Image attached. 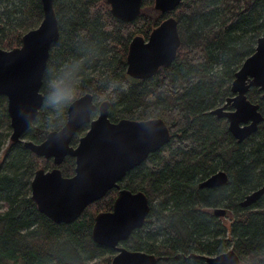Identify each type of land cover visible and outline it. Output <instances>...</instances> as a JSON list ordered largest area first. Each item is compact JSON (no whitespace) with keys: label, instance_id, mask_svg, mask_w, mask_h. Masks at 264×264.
<instances>
[{"label":"trees","instance_id":"16d2710c","mask_svg":"<svg viewBox=\"0 0 264 264\" xmlns=\"http://www.w3.org/2000/svg\"><path fill=\"white\" fill-rule=\"evenodd\" d=\"M152 3L142 0L136 19L123 22L111 15L106 0H53L59 34L40 93L49 67L87 57L80 96L92 95L90 89L102 93L98 102L92 96V118L107 103L111 122L160 118L168 128L164 147L118 183L143 192L150 208L123 247L152 254L157 264H206L203 256L230 249L240 264H264V192L253 205L240 206L247 194L264 187V97L257 87L246 93L263 121L240 143L227 121L210 113L232 96L235 72L264 36V0H182L170 13L181 39L176 58L151 78L136 80L126 74L129 43L135 36L147 38L168 16ZM42 19L41 0H0V48L19 47ZM162 96L171 102H160ZM47 116L42 104L23 140L41 143L66 121L65 116L50 127ZM87 130L82 126L71 145ZM10 131L6 98L0 96V156ZM53 168L71 177L75 160L67 156L55 166L22 142H10L0 158V264H111L115 252L93 241L92 227L97 214L112 210L118 191L109 190L73 222L55 223L38 211L30 189L37 170ZM218 171L227 175L223 185L199 187ZM214 208H223L224 218L214 216Z\"/></svg>","mask_w":264,"mask_h":264},{"label":"water","instance_id":"95a60500","mask_svg":"<svg viewBox=\"0 0 264 264\" xmlns=\"http://www.w3.org/2000/svg\"><path fill=\"white\" fill-rule=\"evenodd\" d=\"M182 0H154L161 14L173 12ZM111 15L117 20L131 22L139 15L142 0H106ZM43 19L35 29L26 32L21 45L10 50L0 48V96L6 98V111L11 128L10 141L22 142L34 154L51 159L59 166L69 156L75 160L74 174L65 178L58 168L37 170L30 183L31 198L37 209L55 223L68 224L76 220L90 204L116 189L112 210L94 218L93 241L115 252L111 264H157V258L122 246L130 234L141 228L149 213L146 195L141 191L120 188L123 177L160 150L169 140V130L160 118L144 121L121 119L111 122L108 104L96 109L92 95L80 96L66 112L64 125L51 131L41 143L23 140L42 107L40 88L49 50L58 39V23L53 0H41ZM181 39L177 20L169 16L154 27L145 39H131L126 56V74L136 80H146L161 67L176 58ZM257 87L264 97V36L256 41L254 52L235 72L231 83L232 96L210 113L227 121L228 131L242 142L257 130L263 121L258 105L246 98L249 88ZM88 125L86 133L71 145L76 132ZM227 175L218 171L199 183L200 188L223 185ZM264 187L247 194L241 207L253 205L263 194ZM213 215L223 217V208H214ZM206 264H240L233 250L202 257Z\"/></svg>","mask_w":264,"mask_h":264},{"label":"clouds","instance_id":"9594fccd","mask_svg":"<svg viewBox=\"0 0 264 264\" xmlns=\"http://www.w3.org/2000/svg\"><path fill=\"white\" fill-rule=\"evenodd\" d=\"M87 60V57H69L62 63L49 67L42 91V104L48 110L46 123L50 127L58 126L67 114L66 110L81 98ZM90 92L98 102L102 93L94 89H90ZM104 99L110 103L107 94H104Z\"/></svg>","mask_w":264,"mask_h":264},{"label":"rangeland","instance_id":"374dc122","mask_svg":"<svg viewBox=\"0 0 264 264\" xmlns=\"http://www.w3.org/2000/svg\"><path fill=\"white\" fill-rule=\"evenodd\" d=\"M153 6H154V4L152 3L151 7L153 8ZM160 102L169 103V102H171V100L168 97H166V96H162ZM10 135H11V131H10L9 136L7 137V140H6V143H5L6 145H5V147H4V149H3L2 153H1V156H0L1 159L6 155V150H7L8 146H9V143L11 142L10 141ZM219 218H224V217H219Z\"/></svg>","mask_w":264,"mask_h":264},{"label":"flooded vegetation","instance_id":"af4514ba","mask_svg":"<svg viewBox=\"0 0 264 264\" xmlns=\"http://www.w3.org/2000/svg\"><path fill=\"white\" fill-rule=\"evenodd\" d=\"M154 9H155V8H154ZM156 11H157V10H156ZM166 14H168V16H166L164 19H166L167 17L171 16L170 13H166ZM164 15H165V14H164ZM172 17H173V16H172ZM164 19H163V20H164ZM163 20H162V21H163ZM162 21H161V22H162ZM161 22H160V23H161ZM160 23H159V24H160ZM143 38H144V37H143ZM145 39H146V38H145ZM98 108H99V107H98ZM98 108H97V114H98Z\"/></svg>","mask_w":264,"mask_h":264}]
</instances>
